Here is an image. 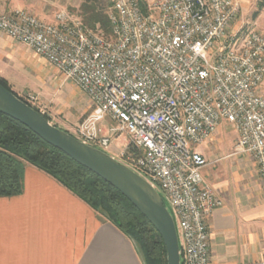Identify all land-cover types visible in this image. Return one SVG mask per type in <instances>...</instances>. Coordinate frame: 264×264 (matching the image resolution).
Listing matches in <instances>:
<instances>
[{
  "label": "built area",
  "instance_id": "obj_1",
  "mask_svg": "<svg viewBox=\"0 0 264 264\" xmlns=\"http://www.w3.org/2000/svg\"><path fill=\"white\" fill-rule=\"evenodd\" d=\"M106 1L109 37L65 9L52 22L0 10V32L89 99L75 139L108 153L127 138L114 158L159 191L182 264H210L207 219L223 201L203 177V146L221 122L235 131L233 155L250 159L264 193V29L234 27L243 0Z\"/></svg>",
  "mask_w": 264,
  "mask_h": 264
},
{
  "label": "crops",
  "instance_id": "obj_2",
  "mask_svg": "<svg viewBox=\"0 0 264 264\" xmlns=\"http://www.w3.org/2000/svg\"><path fill=\"white\" fill-rule=\"evenodd\" d=\"M69 2L0 0V10L22 9L52 22L54 15L49 16L50 10L63 9ZM81 3L82 0H74L73 7L77 9ZM262 13L264 6L253 24L261 20ZM261 26L264 28V23ZM59 75L46 60L0 32V78L6 81L11 92L19 97H48L51 112L61 114L75 125L90 114L92 105L76 85L63 82ZM62 90L66 93L64 97ZM125 141L120 136L109 149L120 153L127 138ZM204 152L207 156L208 151ZM229 157L236 159L228 165L222 163ZM207 160L209 166L203 177L223 201V206L207 219L210 264H262L264 193L254 164L244 155L208 157ZM0 264L144 262L134 241L105 216L49 175L25 163L21 194L0 198Z\"/></svg>",
  "mask_w": 264,
  "mask_h": 264
},
{
  "label": "trees",
  "instance_id": "obj_3",
  "mask_svg": "<svg viewBox=\"0 0 264 264\" xmlns=\"http://www.w3.org/2000/svg\"><path fill=\"white\" fill-rule=\"evenodd\" d=\"M257 6L260 11L264 0H259ZM79 13L87 28L96 30L98 26L103 36H110L107 12H104L99 0H82ZM0 85L11 92L1 78ZM15 96L30 106L25 99ZM32 108L48 120L38 109ZM25 163L49 175L95 212L105 216L134 241L144 264H167L162 239L126 198L101 178L46 144L25 126L0 113V198L21 194Z\"/></svg>",
  "mask_w": 264,
  "mask_h": 264
},
{
  "label": "water",
  "instance_id": "obj_4",
  "mask_svg": "<svg viewBox=\"0 0 264 264\" xmlns=\"http://www.w3.org/2000/svg\"><path fill=\"white\" fill-rule=\"evenodd\" d=\"M0 113L19 122L46 144L62 152L117 190L148 221L163 241L167 264H182L172 213L159 191L113 156L83 143L52 125L14 93L0 85Z\"/></svg>",
  "mask_w": 264,
  "mask_h": 264
},
{
  "label": "rangeland",
  "instance_id": "obj_5",
  "mask_svg": "<svg viewBox=\"0 0 264 264\" xmlns=\"http://www.w3.org/2000/svg\"><path fill=\"white\" fill-rule=\"evenodd\" d=\"M69 1H70L69 2L70 5H68L67 7H65L63 9L67 10L72 15L80 18L79 8L76 9L73 7L74 0H69ZM243 1L244 2H242L243 4L241 7L240 14L238 16L236 23L234 24V27L238 28V27L242 26L244 28H255V29L263 30L264 28H263V26H261V24L264 23V13L260 14L261 20H259L256 24H253L255 14H259V7L257 6L258 5L257 0H243ZM99 2H100V5L102 6V8L104 9V12L105 11L107 12L109 2L106 0H99ZM59 10H61V9L50 10L49 16L50 15L53 16ZM96 30L98 32L102 33L100 30H98V26H97ZM59 76L61 77L63 82H66V80L62 77V75H59ZM66 90H68V89H66ZM75 93L77 94V92H75ZM61 95H62V97L66 96L65 90H62ZM28 96H30V95H25V96H21V97L23 99H25L28 103L33 104L34 108H36L40 112H42V114H44V116H46V118H48V121L52 125L66 131L71 136L73 134L74 128H76L78 126V124H80L88 116V115H86L83 119H81L75 125L70 124L68 121L65 120V118H63V116L61 114L55 113L54 111L51 112L52 111L51 110V100L48 97L43 96V95L42 96L33 95V98H35V99L32 102V101L27 100ZM69 104H70V102H69ZM121 137L123 138L124 141L126 140V137L124 135H121ZM235 142H236V134H235V131L233 130V128L227 122H225V121L221 122L219 127H218V131L212 136L211 140L206 145L203 146V149L208 151L206 158H208V157L209 158H217V157L226 156V155H233ZM107 154H109L113 157H115V156L120 157L118 150L117 151H111L109 149ZM235 159L229 157L222 163H225L228 165V164H230V162L234 161ZM216 167H218V166L216 165Z\"/></svg>",
  "mask_w": 264,
  "mask_h": 264
}]
</instances>
